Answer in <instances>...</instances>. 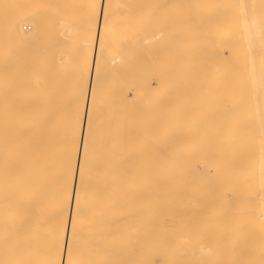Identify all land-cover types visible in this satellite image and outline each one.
I'll use <instances>...</instances> for the list:
<instances>
[{
  "label": "bare ground",
  "instance_id": "6f19581e",
  "mask_svg": "<svg viewBox=\"0 0 264 264\" xmlns=\"http://www.w3.org/2000/svg\"><path fill=\"white\" fill-rule=\"evenodd\" d=\"M38 1L0 0V264H264V0Z\"/></svg>",
  "mask_w": 264,
  "mask_h": 264
},
{
  "label": "rangeland",
  "instance_id": "374dc122",
  "mask_svg": "<svg viewBox=\"0 0 264 264\" xmlns=\"http://www.w3.org/2000/svg\"><path fill=\"white\" fill-rule=\"evenodd\" d=\"M45 1H46V0H43V2H42V3H44V5H43V4L40 5V2H39V1H38L39 3H37V2H36V3H37L38 5H40L39 7H41V8H42V6H46V7H47V2H48V0H47V2H45ZM74 1H75V3H77L78 0H74ZM74 1H73V2H74ZM79 1L81 2V0H79ZM80 2H79V3H80ZM36 3L34 4V5H36V6H33V10H34L36 7H38V5H37ZM75 3L73 4V6H74V5L76 6ZM75 6H74V7H75ZM77 6H78V4H77ZM80 6H82V5H80ZM34 7H35V8H34ZM39 7H38V10H39ZM46 7H45V8H46ZM41 8H40V9H41ZM43 8H44V7H43ZM79 8H80V7H79ZM81 8H82V7H81ZM75 9L77 10L78 7H76ZM36 10H37V9H36ZM36 10H35V11H36ZM43 10H44V9H43ZM76 10H75V11H76ZM80 10H81V9H80ZM80 10L77 11V12L79 13ZM41 11H42V10H41ZM41 11H39V13H40ZM37 12H38V11H37Z\"/></svg>",
  "mask_w": 264,
  "mask_h": 264
}]
</instances>
